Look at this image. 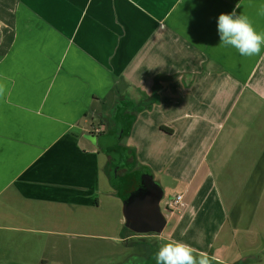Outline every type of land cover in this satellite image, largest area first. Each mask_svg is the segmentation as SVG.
<instances>
[{
    "label": "crops",
    "instance_id": "0c3cea01",
    "mask_svg": "<svg viewBox=\"0 0 264 264\" xmlns=\"http://www.w3.org/2000/svg\"><path fill=\"white\" fill-rule=\"evenodd\" d=\"M261 6L0 0V264L124 263V242L138 236L124 207L142 181L160 189L167 208L184 194L181 213H204L220 236L227 229L228 246L252 233L253 214L264 212V48L244 57L221 47L217 21L235 8L264 33ZM141 87L157 94L156 106H142ZM147 111L161 117L140 128L147 147L133 152L134 167L124 140ZM95 122L114 139L100 145L114 197L94 171ZM115 123L127 126L114 131Z\"/></svg>",
    "mask_w": 264,
    "mask_h": 264
},
{
    "label": "rangeland",
    "instance_id": "374dc122",
    "mask_svg": "<svg viewBox=\"0 0 264 264\" xmlns=\"http://www.w3.org/2000/svg\"><path fill=\"white\" fill-rule=\"evenodd\" d=\"M140 99L143 107H153L158 104L157 94L154 92H147L142 89L139 93ZM169 98L166 101L169 103ZM116 101L121 102L120 96L117 94ZM125 103L121 102V105ZM112 104L109 103V107ZM117 108V110L120 108ZM152 117H155L158 121L160 120L161 114L155 113L152 114L151 111H147L141 118V125L138 130L134 133L132 138L125 137L124 143L130 149L129 160L132 161V165L135 167L136 162H139L141 158H136L134 151L138 146L141 149H146V145L143 144V139L141 138L140 128L142 125L149 121ZM123 126L120 123H115L112 128H115L114 131H121ZM96 131L98 129L97 136L100 138L99 143L97 144L100 151V157L98 158V163L94 167L96 176H98L102 171V177L106 181L105 189L107 192L114 197V193L111 191L108 172L105 170L107 163V156L100 150L101 146H112L114 144L112 134L109 133V128L107 124H102L95 122L94 125H89L90 129ZM113 131V130H112ZM146 154H142V158L148 171H153L155 166L154 160H146ZM117 160L118 158L115 157ZM158 160V159H157ZM95 164V163H94ZM80 166V165H79ZM93 169V168H91ZM150 169V170H149ZM100 189L97 193L102 194V185H99ZM177 194L175 189H172L168 192V197H172ZM176 196L171 200L173 201ZM184 199V198H183ZM165 196L163 197L160 205L165 215L167 225L162 233V236H144L139 237L140 233H137L138 236H135L131 241L124 242L128 247H130L128 259L122 264H148L149 260H152V264H156L154 259L155 253L159 250V247L167 242L171 241H183L184 243L190 245L195 253L204 252L210 258V264H264V212H257L253 214L255 223L251 224L249 227L252 228V233H248L247 236L243 235L240 237L239 241L232 240L231 246H228V241L231 238V235L228 234L227 229L224 230L223 234L220 236L217 231H219V225H211L209 220L205 219V214H200V219L193 218V210L188 208L184 213H181L179 205L175 206L173 210L175 213H172L169 208L165 206ZM199 221V222H198ZM241 228V227H240ZM239 228V229H240ZM242 229L238 232L240 236ZM248 241V242H247ZM215 249L214 256H211L212 249ZM211 253V254H210ZM228 253L232 255H228ZM0 256L2 253L0 252ZM215 258L224 260V263H220ZM114 258H111L109 264H112ZM108 263V260H107Z\"/></svg>",
    "mask_w": 264,
    "mask_h": 264
},
{
    "label": "clouds",
    "instance_id": "9594fccd",
    "mask_svg": "<svg viewBox=\"0 0 264 264\" xmlns=\"http://www.w3.org/2000/svg\"><path fill=\"white\" fill-rule=\"evenodd\" d=\"M239 7L237 4L236 8ZM259 11L264 15V6H261ZM217 31L220 37L219 45L234 48L241 56L260 55L264 48V33L258 32L246 16L237 15L235 8L231 13L219 15ZM4 92V85L0 84V97ZM154 259L156 264H210L206 253H195V250L183 241H171L161 245Z\"/></svg>",
    "mask_w": 264,
    "mask_h": 264
},
{
    "label": "water",
    "instance_id": "95a60500",
    "mask_svg": "<svg viewBox=\"0 0 264 264\" xmlns=\"http://www.w3.org/2000/svg\"><path fill=\"white\" fill-rule=\"evenodd\" d=\"M161 196L153 183L139 182V196L124 207L126 221L134 233L162 232L166 220L159 204Z\"/></svg>",
    "mask_w": 264,
    "mask_h": 264
},
{
    "label": "built area",
    "instance_id": "2783aa9c",
    "mask_svg": "<svg viewBox=\"0 0 264 264\" xmlns=\"http://www.w3.org/2000/svg\"><path fill=\"white\" fill-rule=\"evenodd\" d=\"M96 132H98V129L96 130ZM183 198H184V194H178V195H176V198L173 201H170L168 208L170 209V211H172V213H175L173 211L176 208L175 206L181 205Z\"/></svg>",
    "mask_w": 264,
    "mask_h": 264
},
{
    "label": "trees",
    "instance_id": "16d2710c",
    "mask_svg": "<svg viewBox=\"0 0 264 264\" xmlns=\"http://www.w3.org/2000/svg\"><path fill=\"white\" fill-rule=\"evenodd\" d=\"M139 196V194H136V195H134V197L133 198H136V197H138ZM131 201V200H130ZM129 201V202H130ZM127 230L128 231H131V229H130V227H129V224H128V228H127ZM134 233V232H133ZM156 232H150L149 234H155ZM135 235H136V233H135Z\"/></svg>",
    "mask_w": 264,
    "mask_h": 264
},
{
    "label": "flooded vegetation",
    "instance_id": "af4514ba",
    "mask_svg": "<svg viewBox=\"0 0 264 264\" xmlns=\"http://www.w3.org/2000/svg\"><path fill=\"white\" fill-rule=\"evenodd\" d=\"M148 264H152V260H149Z\"/></svg>",
    "mask_w": 264,
    "mask_h": 264
}]
</instances>
